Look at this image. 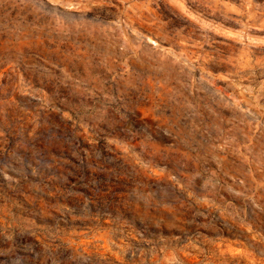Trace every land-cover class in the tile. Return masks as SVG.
Segmentation results:
<instances>
[{
    "label": "rangeland",
    "instance_id": "374dc122",
    "mask_svg": "<svg viewBox=\"0 0 264 264\" xmlns=\"http://www.w3.org/2000/svg\"><path fill=\"white\" fill-rule=\"evenodd\" d=\"M0 264H264V0H0Z\"/></svg>",
    "mask_w": 264,
    "mask_h": 264
}]
</instances>
